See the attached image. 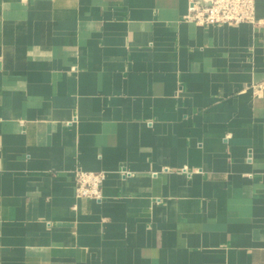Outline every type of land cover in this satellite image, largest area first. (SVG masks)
Segmentation results:
<instances>
[{"label":"crops","instance_id":"1","mask_svg":"<svg viewBox=\"0 0 264 264\" xmlns=\"http://www.w3.org/2000/svg\"><path fill=\"white\" fill-rule=\"evenodd\" d=\"M187 11L0 0V264H264V0Z\"/></svg>","mask_w":264,"mask_h":264},{"label":"built area","instance_id":"2","mask_svg":"<svg viewBox=\"0 0 264 264\" xmlns=\"http://www.w3.org/2000/svg\"><path fill=\"white\" fill-rule=\"evenodd\" d=\"M256 0H188L187 20L200 26L237 25L255 21ZM102 171L78 169L74 175L75 197L100 198Z\"/></svg>","mask_w":264,"mask_h":264}]
</instances>
